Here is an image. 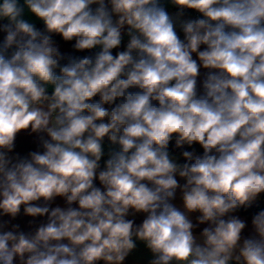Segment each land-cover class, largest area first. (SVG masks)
<instances>
[{
    "label": "clouds",
    "instance_id": "obj_1",
    "mask_svg": "<svg viewBox=\"0 0 264 264\" xmlns=\"http://www.w3.org/2000/svg\"><path fill=\"white\" fill-rule=\"evenodd\" d=\"M0 264H264V0H0Z\"/></svg>",
    "mask_w": 264,
    "mask_h": 264
},
{
    "label": "crops",
    "instance_id": "obj_2",
    "mask_svg": "<svg viewBox=\"0 0 264 264\" xmlns=\"http://www.w3.org/2000/svg\"><path fill=\"white\" fill-rule=\"evenodd\" d=\"M27 147H29V145L26 142H24V143L21 144V148L22 149H25Z\"/></svg>",
    "mask_w": 264,
    "mask_h": 264
}]
</instances>
